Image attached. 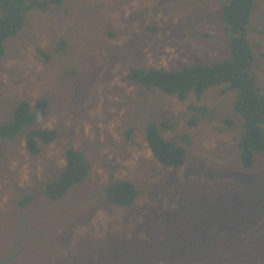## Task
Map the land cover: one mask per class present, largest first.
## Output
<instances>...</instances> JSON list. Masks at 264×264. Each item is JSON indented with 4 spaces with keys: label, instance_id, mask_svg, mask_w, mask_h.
<instances>
[{
    "label": "rangeland",
    "instance_id": "rangeland-1",
    "mask_svg": "<svg viewBox=\"0 0 264 264\" xmlns=\"http://www.w3.org/2000/svg\"><path fill=\"white\" fill-rule=\"evenodd\" d=\"M248 32L264 94V0ZM225 39L216 0H62L30 11L0 58V126L21 102L49 106L32 127L0 141V264H264V154L248 171L238 164L235 93L221 94L222 86L179 101L127 79L133 68L225 58ZM149 123L167 124L163 137L186 148L179 169L151 155ZM36 129L57 136L30 155L24 133ZM69 148L83 152L90 173L51 203L43 189ZM118 180L138 191L130 207L105 199Z\"/></svg>",
    "mask_w": 264,
    "mask_h": 264
},
{
    "label": "trees",
    "instance_id": "trees-1",
    "mask_svg": "<svg viewBox=\"0 0 264 264\" xmlns=\"http://www.w3.org/2000/svg\"><path fill=\"white\" fill-rule=\"evenodd\" d=\"M62 0H0V58L4 54L5 41L16 35L24 26L26 15L32 10H43L49 4H60ZM222 30L226 36L228 56L214 62L192 64L177 69L129 70L127 79L144 89L159 92L185 101L189 95L199 99L208 89L224 86L221 94L235 93L233 113L241 117V135L238 140V164L250 170L255 157L264 154V94L256 85L252 74L256 57L249 42V22L257 0H216ZM49 103L37 100L33 105L21 102L16 105L10 122L0 126V141L12 140L25 129L32 127L37 119L46 114ZM214 116V110L194 108ZM203 114V113H202ZM228 118V117H227ZM231 125V119H225ZM193 126L196 120L190 121ZM161 126L149 123L144 127L146 145L154 159L165 168L179 169L186 161V148L175 140H167L162 135ZM55 130L36 129L24 133L25 148L30 155L39 152V144L47 145L55 140ZM188 141V137H183ZM65 165L60 175L46 184L44 198L57 203L67 196L74 186L82 183L90 173V163L82 151L69 148L64 153ZM107 202L120 208L130 207L138 196L134 184L126 180L112 182L105 188ZM31 195L19 202L21 209L28 208ZM175 246L171 243L167 251L173 254Z\"/></svg>",
    "mask_w": 264,
    "mask_h": 264
}]
</instances>
